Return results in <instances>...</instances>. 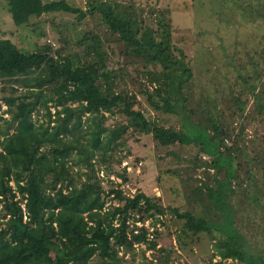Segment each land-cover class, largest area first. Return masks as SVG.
Segmentation results:
<instances>
[{"label":"trees","instance_id":"16d2710c","mask_svg":"<svg viewBox=\"0 0 264 264\" xmlns=\"http://www.w3.org/2000/svg\"><path fill=\"white\" fill-rule=\"evenodd\" d=\"M4 1L16 26L46 13H73L80 19L99 13L122 44L121 55L143 64L153 85L151 91H142L151 110L180 113L182 125L175 129L147 119L134 108L136 94L115 89L122 69H108L97 34L85 33L78 41H86L81 55H62L48 43L22 51L0 38V83L11 84L0 112V264H91L93 258L92 264H125L124 257L140 245L145 246L142 254L157 252L156 262L174 264V250L157 247V229L166 212L181 224L176 232L181 249L206 233L213 248L210 264H226V259L229 264H264V244L249 242L252 236L235 224L241 196L264 211V146L254 155L245 154L244 135L245 122L264 123V61L254 63L253 73L242 77L244 86L237 94L227 95L237 131L216 99L210 107L198 106L204 119L187 123L192 111L186 107L184 89L192 72L184 50L172 41L171 24L162 11L150 26L143 9L136 12L133 5L112 0L90 2L87 11L66 0ZM18 88L23 92L14 95ZM115 110L126 115L127 123L107 127L105 114ZM129 130L151 134L163 147L198 146L199 154L211 158L205 165L213 170V183L192 187L183 210L163 207L158 197L142 191L125 192L124 173L117 175L119 180H108L114 185L104 190L95 165L110 160ZM109 196L116 201L113 205Z\"/></svg>","mask_w":264,"mask_h":264},{"label":"rangeland","instance_id":"374dc122","mask_svg":"<svg viewBox=\"0 0 264 264\" xmlns=\"http://www.w3.org/2000/svg\"><path fill=\"white\" fill-rule=\"evenodd\" d=\"M51 1V0H45ZM74 7L87 11L89 3L96 0H66ZM123 6L133 5L134 10H144V22L155 26L159 12L165 14V21L171 24L172 41L185 52V61L192 72V77L184 89L187 109L192 111L187 123H198L204 119L201 109L210 107L209 103L217 100L218 108L223 110L225 118L230 113L227 106V95L235 94L244 86L242 77L253 73V64L264 61V0H112ZM259 15V16H258ZM88 33L97 34L103 40L107 53L108 69L119 70L115 89L132 92L137 96L135 109L144 116L164 127L179 129L182 125L180 113L155 112L146 103L142 91L152 90L153 85L146 79L145 68L141 62L130 63L124 58L122 44L111 35L99 13L86 14L84 18L73 13H46L32 18L26 26H16L6 11L5 1L0 0V38H8L22 51H34L39 45L48 43L62 55L82 54L85 42L78 44L82 36ZM37 46V47H36ZM264 67V66H263ZM159 68V67H157ZM0 112L5 110L3 96L11 93V84L0 83ZM14 95L23 92L21 89ZM245 97L250 99L248 93ZM251 102V101H250ZM249 102V103H250ZM201 105V109L198 106ZM43 109L39 110L43 113ZM107 127L127 123V117L115 110L105 114ZM6 119L9 114L3 115ZM37 117L33 115V119ZM38 118L39 115H38ZM229 122L238 130V120L230 116ZM3 125V122H1ZM245 154L254 155L264 146V123L258 120L245 122ZM228 143L230 140H227ZM199 147L194 144H175L167 147L157 145L151 134L133 133L129 130L122 138L121 145L112 153L106 164L96 163L101 176L102 187L108 190L112 185L108 180L116 179L124 173L126 184L122 185L130 194L142 191L150 197H158L163 206H178L182 210L187 202L185 194L192 187L202 182L213 183V170L206 167L211 158L205 152L199 154ZM198 156L201 160L198 159ZM127 164V165H126ZM197 164V165H196ZM126 165V170H123ZM107 167V169H106ZM110 176L106 175V173ZM242 200L236 205L235 224L245 231L251 243L259 241L264 244V211L255 202ZM108 204L116 201L108 197ZM261 202L264 203L263 200ZM162 225L157 224V247L171 248V262L174 264H210L213 248L212 241L206 233H200L194 241H189L184 249L177 242V227L180 222L168 212L162 217ZM141 225L140 223H138ZM148 226V222H144ZM145 246L135 248V254L124 257L125 264H149L155 260L156 251L144 250ZM154 258V259H153ZM217 259L214 258L213 261ZM96 258L91 260V264ZM154 264H161L153 261ZM226 259V264H229Z\"/></svg>","mask_w":264,"mask_h":264}]
</instances>
